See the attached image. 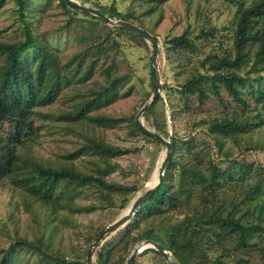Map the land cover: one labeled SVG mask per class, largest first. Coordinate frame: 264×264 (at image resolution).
Returning a JSON list of instances; mask_svg holds the SVG:
<instances>
[{
	"label": "rangeland",
	"instance_id": "obj_1",
	"mask_svg": "<svg viewBox=\"0 0 264 264\" xmlns=\"http://www.w3.org/2000/svg\"><path fill=\"white\" fill-rule=\"evenodd\" d=\"M73 1L99 13L98 8L105 13L112 9V18L127 20L156 38L159 98L140 121L165 141L170 136L175 139L166 181L171 193L190 178L188 171L186 180L181 178L189 170L183 169L185 163L205 179L210 176L209 162L222 172L217 188H204L203 183L195 184L190 192L186 188L178 193V205L169 208L163 203L158 216L146 215V206L141 208L139 216H131L92 250V264H124L144 242L164 243L166 231L183 217L192 216L193 211L210 214L206 201L222 205V215L231 212L242 223L264 227V217L258 213L264 203V108L255 101L256 90L264 88V56L261 60L255 57L256 39L245 44L238 66L227 70L242 81L233 84L238 100L218 83L214 93L208 82L202 83L205 96L201 102L195 93L182 94L178 89L197 74H209L215 59L233 57L236 7L231 1ZM26 30L51 58L36 96L40 100L28 110L26 122L31 123L32 132L16 142L10 136L13 116L11 122L0 125V251L24 242L29 247L10 250L11 264H85L88 245L156 184L165 156L164 145L141 136L133 125L152 94L150 46L143 38L118 32L61 6L58 0H4L0 42L22 41ZM258 30L259 25H254L252 31ZM183 33L191 44L188 49L167 44ZM33 55L27 49L20 58L34 79L38 61ZM108 87L113 99H96V105L77 121L63 119L78 113L85 102ZM48 94L50 98L43 100ZM213 119L246 122L247 130L217 139L215 146L206 132ZM92 139L124 150V154L99 156L90 149ZM32 165L67 168L82 177L99 179L103 185L63 179L46 195L42 187L35 193L40 178ZM185 202L192 205L190 209ZM263 236L252 234L242 247L235 236L225 232L217 239L203 233L207 245H198L188 264H264ZM164 246L170 261L176 262L166 251L168 245ZM149 249L140 251L132 264H166ZM183 258L186 261L185 254Z\"/></svg>",
	"mask_w": 264,
	"mask_h": 264
},
{
	"label": "trees",
	"instance_id": "obj_2",
	"mask_svg": "<svg viewBox=\"0 0 264 264\" xmlns=\"http://www.w3.org/2000/svg\"><path fill=\"white\" fill-rule=\"evenodd\" d=\"M58 1L61 6H67L73 9L69 5L65 4L63 0ZM230 1L236 7L234 16L235 29L232 35V46L234 53L233 57L215 59V61L212 62L208 67L209 74H197L178 87L179 92L182 94L195 93L199 102H201L205 96V87L202 85V83L206 82L209 83L208 87L212 88V93L215 92V85L216 83H218L223 86L229 94L236 97L238 100L237 93L233 87V84H241L242 81L233 73L227 72V70L234 69L238 66L242 58L244 46L249 40L256 39L257 44H259V48L256 52L255 57L258 60H261L264 56V0ZM3 3L4 0H0V8L3 6ZM97 10L100 11L103 15L105 14L107 16H113L114 14V10L112 9H108L107 13L103 12L99 8ZM123 21L127 22V20ZM254 25H259L258 32L252 31ZM118 32L125 33L122 31ZM167 44L171 45L170 47L173 48L175 47L188 49L191 46V44L185 38V33H183L179 37L173 38L172 40H168ZM27 49L33 52L34 59L38 61L34 79L31 78L30 74L26 70V65L23 63V61H21L20 58V55ZM1 58L3 59V62L0 65V125L3 122H11L13 116L14 119L11 122L13 127L11 129L10 136L12 139H16L17 142L23 135H27L33 130L31 123L26 122V118H28V110L33 106L35 102H38V100H40L36 96L39 95L40 88H42L44 74L49 68L46 61H49L51 55L39 42L34 40L26 30L25 37L22 41L11 44L0 42V59ZM112 86L113 84L111 85V87ZM111 87L103 88L100 93H97L95 99L85 102L81 106L78 113L65 115L63 119L66 121H77L84 115L88 108L92 106V104L96 105V99H113L112 96L110 97V94L112 92ZM49 98L50 94L44 96L43 100ZM158 98L159 97L157 96L155 102L158 100ZM255 101L257 103H261L262 107L264 108V88L263 90H256ZM154 103L148 109H150L154 105ZM135 130L141 136L159 143L155 139L141 133L136 127ZM246 130V122L238 124L237 122L228 121L225 119H213L207 126L206 132L213 138V140L215 141L214 145L216 146L218 145L217 139L244 134ZM156 134L159 135L158 133ZM90 142V149L99 156L113 157L124 154V150L108 147L107 145H104L94 139H92ZM167 142L169 143V155L162 172L160 184L152 193V195L149 196V198L145 200L141 205H139L132 216H139L140 209L145 206L146 215L158 216L161 214V205L163 203H166L169 208H175L179 203L178 193L183 192L186 188H188L190 192L194 185L197 183H203V187L208 189L217 188L220 184L219 177H222V172H220L210 162V176L208 177V179H205L204 175L200 171L194 169V166L185 163L182 166L183 169H186L188 167L189 170L184 171L181 175V178L186 180L185 172L187 171L189 173L188 175H190V178L187 182L181 181L179 183L178 190L171 193V191L167 187L166 181L169 177L168 169L173 164L172 155L174 153L176 145L175 139L172 136L168 137ZM31 168L32 171H34L40 178L39 184L36 185L37 187H34V190L36 191L35 193L39 192L38 189H41L42 187V192L46 195L51 191V189L58 181L63 179L69 182L78 181L80 183H86L89 180H93L98 184L103 185L99 179L82 177L67 168L46 169L39 165H32ZM257 190H259V188H257ZM254 193H257V191H254ZM206 203L208 204L207 208H210L212 210L210 214H200L196 213V211H193L192 216L183 217L178 225L174 226L170 231H166L164 236L166 241H164V243L160 240V245H162V247L165 248L164 245H168V248L170 250L166 251H170L171 255L174 256V258L177 260L175 262L177 264H186V261L188 264V262L191 260L190 258L196 256L198 245H207L205 241H202L203 233L209 234L213 238L217 239L222 232H225L228 236H235L237 244L241 245L242 247L248 245L247 240L251 237L252 234L262 233L264 235L263 226H260L258 224L242 223L241 219L234 217L233 213L231 212H226V214L222 215V209L224 210V208L222 205H216L215 201L212 204H209L210 202L207 201ZM185 204L187 205L188 202H185ZM188 206V208L190 209V206L192 205L188 204ZM258 213L264 217V203H262L258 207ZM202 226L204 227L203 229ZM150 235L151 232L147 234L146 239H149ZM20 246L29 247V244L19 242L17 244L15 243L10 245L9 249L11 250L14 247ZM10 250L0 251V253L2 254L0 257V264H11ZM149 251H154L155 253H157L153 249H149ZM261 252L264 255L263 247L261 249ZM184 254L186 256V261L183 258Z\"/></svg>",
	"mask_w": 264,
	"mask_h": 264
},
{
	"label": "water",
	"instance_id": "obj_3",
	"mask_svg": "<svg viewBox=\"0 0 264 264\" xmlns=\"http://www.w3.org/2000/svg\"><path fill=\"white\" fill-rule=\"evenodd\" d=\"M63 2L67 5H69L70 7H72L73 9L79 11L80 13H82L84 15H88L91 18H94L95 20H97L101 23L107 24L115 30L139 36L149 43L152 94H151L150 100L135 115L134 125L141 133L155 139L157 142H159L160 144L165 146V156H164V159H163V161L160 165V168H159V173L157 176L156 184L153 187H150L149 189L144 191L142 193V195H140L134 201H132V203L130 204L127 211L124 213V215H122L120 218L113 221L109 226L105 227L97 235L95 240L88 245L86 252H85V264H92V250L94 248H96L105 239V237L108 234L112 233L119 226H121L124 222H126L134 214L135 210L139 207V205H141L145 200H147L149 198V196L152 195V193L156 190V188L160 184L162 172H163L165 163H166L168 155H169V143L167 141H165L163 138H161L159 135H157L156 133L147 130L142 125V123L140 121V116L142 115V113H144L146 111V109H148L155 102V99L158 96L159 78H158L157 65H156V40H155V37L150 35L143 28L137 27L136 25L129 23V22L114 19V18H112V16H105V15L97 12L94 9H91L89 7H86L82 4L77 3L76 1L63 0ZM146 248L154 249L161 256L162 260L166 264H177L175 262L170 261L167 253L163 250L162 246L158 245L157 243H152L150 241H146V242H144V244H142L139 247H137L136 249H134L124 264H132L136 255L140 251H142Z\"/></svg>",
	"mask_w": 264,
	"mask_h": 264
}]
</instances>
